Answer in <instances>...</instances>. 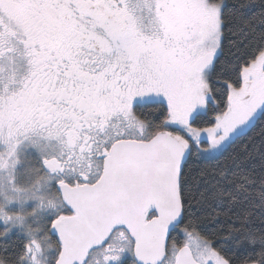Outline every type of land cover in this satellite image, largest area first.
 <instances>
[{
	"label": "snow or ice",
	"instance_id": "1",
	"mask_svg": "<svg viewBox=\"0 0 264 264\" xmlns=\"http://www.w3.org/2000/svg\"><path fill=\"white\" fill-rule=\"evenodd\" d=\"M0 264H264V0H0Z\"/></svg>",
	"mask_w": 264,
	"mask_h": 264
}]
</instances>
